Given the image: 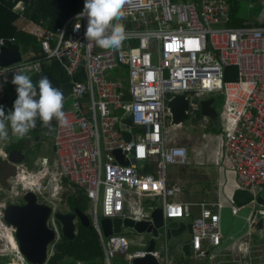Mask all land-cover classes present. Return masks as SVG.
<instances>
[{"label": "built area", "instance_id": "built-area-1", "mask_svg": "<svg viewBox=\"0 0 264 264\" xmlns=\"http://www.w3.org/2000/svg\"><path fill=\"white\" fill-rule=\"evenodd\" d=\"M12 9L22 16L24 4L18 1ZM82 11L55 29H43L41 21L34 25L30 33L38 41L40 57L0 67V106L6 92L4 77L27 66L31 77L40 72L37 62L59 63L60 72L72 85L66 98L70 104L63 108L67 124L55 121L51 126L53 139L47 143L53 153L51 163L47 157L35 159V168L23 161L12 163L14 174L6 178V187L0 182L7 198L30 191L38 202L50 206L47 227L55 239L48 245L45 264L64 237L54 212L60 206L70 210L63 197L66 190H80L86 196V213L98 235L104 264H132L147 255L157 264H172L170 250L162 243L157 247L149 240L133 250L137 241L128 240L122 231L104 237L99 225L101 217H119L145 221L151 227L149 215L156 208L162 210L163 223L190 220L188 247L194 261L254 264L255 258L264 255V246L255 247L251 240L258 235L264 241L257 228L264 209L250 210L245 218L247 229L220 250L224 207L220 201L179 200L181 188L172 182L169 167L189 166L191 160L187 148L171 139V130L182 124H173L168 101L183 95L188 102L187 118H192L204 94L222 95L215 164L232 171L236 188L254 198L264 187V26H231L226 0H126V15L120 22L128 38L113 50L85 38L87 17L79 15ZM7 41L15 43L13 38H0V48ZM230 67L236 68V79L225 81ZM80 76L84 79H77ZM207 123L204 116L192 127L205 129ZM33 135L22 139L27 150L44 144L41 136L32 139ZM8 147L0 140V160H6ZM6 201L0 197V209ZM229 210L232 216L238 213L231 200ZM0 231L11 236L1 210ZM12 251L9 256L23 264L17 248ZM254 252L261 255L252 256Z\"/></svg>", "mask_w": 264, "mask_h": 264}, {"label": "water", "instance_id": "water-1", "mask_svg": "<svg viewBox=\"0 0 264 264\" xmlns=\"http://www.w3.org/2000/svg\"><path fill=\"white\" fill-rule=\"evenodd\" d=\"M21 62V53L19 45L17 43L5 42V44L0 48V67H7ZM60 74V65L55 63L50 71L44 70L39 73L33 74V83L36 84L40 79L41 75H46L50 79L53 87L59 88L63 95L64 101L72 91V85L63 76L56 79V76ZM38 87V85H37ZM38 91V89H37ZM187 100L183 95H176L168 101V106L172 113L173 124H182L186 118ZM125 124L130 125V120L125 119L123 121ZM55 123V119L51 121L52 126ZM126 140L129 136L123 133ZM27 151V147L24 145V141L19 143L18 146L9 151L7 158L0 160V182L1 186L6 187V178L14 174V166L12 163H20L24 159V152ZM116 158L121 161L119 151L114 152ZM125 165L127 163H124ZM24 203L20 206H16L12 203L6 204L2 209L3 221L10 224L15 228L14 240L16 242V247L19 255L23 261L29 264H45L47 260V249L48 245L54 241L55 233L53 230L46 226V220L50 213V206L40 202H36V196L30 191H26L20 195ZM230 200L232 204L239 208L253 203L264 209V187L261 191L255 195H252L247 190L234 189ZM34 207L36 209L37 217L34 216L33 212H29V209ZM55 220L59 223L62 230V235L68 240H72L76 235V226L79 223L81 226H90L89 216L86 212L75 208L73 211H60L54 212ZM149 217L152 220V226L148 227V223L145 221L134 222L130 218H109L101 217L99 220V225L102 230L104 237L112 234H118L122 231V228L132 229L138 234L148 233L151 237L166 236L167 238H177L186 229L183 224L176 222H166L163 223L162 210L156 208L153 210ZM259 223L261 225V230L264 234V215L259 216ZM26 229H31L35 234L34 240H31L29 236H24L22 233ZM38 244H34V242ZM184 252L189 255L188 245L184 246ZM132 264H157L155 259L151 256H145L144 258L134 259Z\"/></svg>", "mask_w": 264, "mask_h": 264}, {"label": "rangeland", "instance_id": "rangeland-1", "mask_svg": "<svg viewBox=\"0 0 264 264\" xmlns=\"http://www.w3.org/2000/svg\"><path fill=\"white\" fill-rule=\"evenodd\" d=\"M176 1V0H172ZM226 2L229 5H232L236 9V13L238 17L241 18H247L248 14H254L255 17H261L262 12L264 9V4L260 2V0H226ZM258 14V16H257ZM24 61H26V55L22 56ZM43 69L50 70V63L49 62H41L39 63ZM27 68L30 69V66H27ZM18 69L12 70V72L4 77L5 83V96L3 98V104H5L9 111L13 109V102L17 98V93L14 92L10 87L9 80H12L13 74ZM57 78L59 76H56ZM209 94H204L202 97H206ZM70 104L69 100L64 101V108L67 107ZM1 106L4 108V106L1 104ZM41 126V121L38 119L36 122V127L33 128V132L31 130L27 133L28 135H41L40 140H43L44 144L41 145V147L36 148H29L27 151L24 152V159L23 163L26 166H29L31 168H35L33 163L35 159L40 157H47L48 163H51V160H53V153H51V149L49 147V143L51 139H53V127H51V131L48 129L44 130ZM205 133L210 134L209 130L200 129L197 131L196 129H192L188 122H184L182 127L175 128L171 130V139L174 142V144L185 146L189 151L188 157H193L194 152L197 149L199 138H201V134ZM24 137V136H23ZM23 137L15 135V137L12 134V130L10 127V124L8 125V138L6 140H1L2 144H14V146L22 142ZM48 143V144H47ZM189 157V159H190ZM191 160V159H190ZM192 162V160H191ZM196 167V168H195ZM37 168V167H36ZM182 168V169H181ZM218 172V187L215 186V177H216V171L215 168L212 167H199V166H193L189 165L186 166L183 170V167L178 166H170L169 167V174L171 178H175L177 182L180 183V185L184 188L186 191L185 198L191 201H201L209 197H214L215 190H216V196L218 195V200L222 204V206L230 205V197L231 194L236 188V181H235V175L232 171L226 170L224 167H217L216 168ZM196 183L195 184H193ZM234 187V188H233ZM70 194L69 190H66L65 193H63L64 199ZM5 196L7 201L13 202V203H19L22 201L20 196L7 198V192L3 193L0 191V197ZM184 198V199H185ZM89 203V202H88ZM100 206L98 205L97 211L100 216ZM224 207L221 211V225H220V234L224 239L230 237L232 234H235L239 231V233H243L247 226L245 224V218L248 216L250 210L252 209H259L257 205L255 204H247L245 206L238 208V214L233 218L230 215L229 208ZM60 211H68L67 207L60 206ZM241 212H246L248 214L242 215ZM239 215V216H238ZM245 216V217H244ZM241 217V218H240ZM187 222V220H185ZM122 233L125 235V237L130 241H137V248L133 247V250H139L141 244L149 242V240H153V242L156 243V246L159 247V245L164 242V238L162 236H159L157 238H152L150 234L143 233V234H137L132 229L128 228H122ZM188 238L187 235L183 234L180 237H177L176 239L172 238L170 241V244H173L175 242H183ZM2 239V238H1ZM14 240V239H13ZM252 245L255 247L258 246H264V241L261 239L258 235H253L252 238ZM12 247V244L10 243L11 240L7 241ZM6 242V243H7ZM15 242V240H14ZM2 243V247L6 252H11L8 245L5 244V242ZM7 243V244H8ZM16 244V242H15ZM255 250V249H254ZM13 252V251H12ZM254 255H261L259 252L252 253V256ZM5 262H8V264H19V261L15 257H7V258H0V264H3ZM254 264H264V255L262 258H255L252 261ZM21 263L26 264L25 261H22ZM104 264V263H103Z\"/></svg>", "mask_w": 264, "mask_h": 264}, {"label": "trees", "instance_id": "trees-1", "mask_svg": "<svg viewBox=\"0 0 264 264\" xmlns=\"http://www.w3.org/2000/svg\"><path fill=\"white\" fill-rule=\"evenodd\" d=\"M18 1H22L24 4L25 8L22 14L24 19L34 23L41 21L42 26L47 30L63 25L71 14L82 11L85 3V0H0V38H13L15 43L21 47L23 53H27L28 50L33 51L35 57L32 59L40 57L38 55V42L34 37L17 28L16 23L20 19V14L14 12L12 7ZM229 6L231 26H241L242 21L238 20L235 7ZM262 26H264V23ZM226 72L225 81L236 79V68L230 67ZM63 79H66L65 76ZM77 79L83 80L84 77L80 76ZM221 103L222 95L220 94L210 93L206 97L200 98L199 111L192 118L189 115L186 122L194 125L198 121H201L203 116H207L209 121L207 129L218 134L220 125L217 120ZM46 129L51 131V128L46 127ZM17 146V144L14 146L11 143L7 151L9 152ZM66 200L72 211L75 208L84 212L87 211L88 200L82 191L76 190L70 193L66 197ZM257 228L261 230L260 223H258ZM78 263L103 264V253L98 235L91 224L84 227L78 223L75 237L72 240L63 237L62 241L56 246L55 255L50 257L47 262V264Z\"/></svg>", "mask_w": 264, "mask_h": 264}, {"label": "clouds", "instance_id": "clouds-1", "mask_svg": "<svg viewBox=\"0 0 264 264\" xmlns=\"http://www.w3.org/2000/svg\"><path fill=\"white\" fill-rule=\"evenodd\" d=\"M125 3L126 0H85L79 14L87 17L85 38L103 49H119L128 38L125 26L120 22L126 15ZM79 28L80 24H77L75 29ZM28 71L31 69L17 70L13 74L11 83L16 85L17 92L13 109L6 114L0 106V140L8 138L9 124L13 134L20 137L35 128L38 119L48 128L52 126L53 119L60 125L67 124L62 91L53 87L46 75H41L34 84L26 74ZM36 71H39L38 67Z\"/></svg>", "mask_w": 264, "mask_h": 264}, {"label": "crops", "instance_id": "crops-1", "mask_svg": "<svg viewBox=\"0 0 264 264\" xmlns=\"http://www.w3.org/2000/svg\"><path fill=\"white\" fill-rule=\"evenodd\" d=\"M260 2H262L264 4V0H260ZM22 14H23V12H22ZM257 16H258V14H257ZM237 18H239L238 20L242 21V24L245 23V24H254L255 26H262V24L264 23V9H263V12H262V16L260 18L259 17H255L254 14H248V17L247 18H241V17H238V16H237ZM36 24L37 23H34V22H30V21L25 20L23 16H20V19L16 23L17 28L19 30H21V31H23V32H25V33H27V34H29L31 36H32V34L30 32L33 30V26L36 25ZM41 27L43 29H45L42 25H41ZM32 37H34V36H32ZM36 41H37V39H36ZM19 49H20V53H21V62L20 63L34 62L36 60V59H32L33 57H35V53L33 51L28 50L27 53H23L20 46H19ZM23 55H26V61H24V59L22 57ZM38 55H39V50H38ZM39 63H41V62H37V64L39 65L40 71L47 70V69H43V67ZM49 63H50L49 67H50V70H51V68H53V65L55 63L54 62H49ZM50 70H47V71H50ZM60 76H63V74L61 72L59 74V77ZM55 78L58 79L57 77H55ZM2 105L4 106V110H6V113H8L9 112V108L5 104H2ZM203 118H204V116H203ZM206 118H207V116H206ZM187 119L188 118H186V120L184 122H186ZM198 122H200V121H198ZM183 123H182V125H183ZM218 123H219V121H218ZM188 124H189V126L192 129H196L197 131L200 130V129H197V128L192 127V124H190V123H188ZM208 125H209V121L206 124V128L204 130H207V126ZM209 133L210 134H207L205 137H203L202 134H201V138H199V143H198L197 149L194 152V156L193 157H190L189 156L190 159L192 160V162H191L190 165L199 166V167H203V166L212 167L213 166L215 168V171H216V177L214 179H215V186L217 188L218 187V183H219V179H218L219 178L218 177V172L219 171L216 168L217 167L218 168L219 167H222V166H218V165L215 164L216 151L220 147V139H219L218 134L213 133L210 130H209ZM12 134H13V132H12ZM203 134H205V133H203ZM13 136L15 137L14 134H13ZM187 152L189 154V151H187ZM179 167H183V170H184L186 166H179ZM171 179H172V182H174V183H176V184H178L180 186V188H181V194H180L179 200L181 202H183V203H197V202H203V201H207V200L214 201V200H217L218 199V195L216 196V190H217L216 189L215 190L214 197H209V198H206V199L201 200V201H191V200H188V199L185 198V195L187 193L184 190V188L180 185V183L177 182V180L175 178H171ZM193 184L196 185V183H194V182H193ZM234 189H236V188H234ZM224 207H227L226 209L229 208L228 205H226ZM194 213H196V210H194ZM235 216H232V217L234 218ZM178 223L179 224H183L186 227L185 231L181 235L185 234V235L188 236V238L185 241H183V242H180V243L179 242H175L173 244H170V241H171L172 238L169 239L166 236H164L163 237L164 238V242H162L163 246H166L170 250V252H169V258L171 259L172 264H215L214 261H208L207 259L204 260L203 262H201V261L200 262H197V261H194L193 259H191L189 257V255H186L185 254V252H184V246L185 245H188L189 239H190V220H187V222L184 220L183 222H178ZM240 235H241V233H239V231H238L237 233L232 234L230 237H228L226 239H224V237H223L219 249L220 250H225L226 247L229 245V239H235V238L239 237ZM180 236H178V237H180ZM157 237H159V236H157ZM157 237H152V238H157ZM174 239H176V238H174ZM160 245H159V247H160ZM135 247L137 248V246H135ZM159 249H161V248H159Z\"/></svg>", "mask_w": 264, "mask_h": 264}, {"label": "flooded vegetation", "instance_id": "flooded-vegetation-1", "mask_svg": "<svg viewBox=\"0 0 264 264\" xmlns=\"http://www.w3.org/2000/svg\"><path fill=\"white\" fill-rule=\"evenodd\" d=\"M64 77V76H63ZM41 124H42V122H41ZM43 125V124H42ZM44 130H46V127H44V126H41ZM51 128V127H50ZM31 132L32 133H34L33 132V129H31ZM38 136H41V135H33V137H32V139L33 138H36V137H38ZM38 204L40 203V202H38V201H36ZM8 203H12V204H14V205H16V206H20V205H22L23 203H24V201H21V202H19V203H13V202H10V201H6L5 203H4V205L1 207V213H2V209H3V207L6 205V204H8ZM70 211H72L71 209H70ZM29 212H33L34 213V216L35 217H37V212H36V209L34 208V207H31V209H29ZM2 222H3V224L4 225H6L8 228H11V236L10 235H8V234H5V235H3V231H0V236L3 238V240H4V242H5V244L6 245H8L9 247H10V245H9V243L7 242L8 240H11V244H12V247H10V250L12 249H15V248H17L16 247V244H15V242H14V238H13V236H14V231H15V228L14 227H12L10 224H7V223H5L4 221H3V218H2ZM46 226H47V220H46ZM34 231V230H33ZM33 231L31 230V229H26V230H24L23 232H20V233H22L24 236H29V237H31L30 239L31 240H34L35 238H37V237H35V234L33 233ZM8 244H7V243ZM34 244H38L36 241L34 242ZM2 243H0V250H1V252H0V258H7V257H9V254H12L13 252H6L4 249H3V247H2ZM18 251V250H17ZM4 264H8V262H6V263H4ZM13 264H16V263H14L13 262Z\"/></svg>", "mask_w": 264, "mask_h": 264}, {"label": "bare ground", "instance_id": "bare-ground-1", "mask_svg": "<svg viewBox=\"0 0 264 264\" xmlns=\"http://www.w3.org/2000/svg\"><path fill=\"white\" fill-rule=\"evenodd\" d=\"M242 213V215H246V214H248V213H246V212H241ZM246 213V214H245ZM239 216V215H238ZM245 217V216H244ZM241 218V217H240Z\"/></svg>", "mask_w": 264, "mask_h": 264}]
</instances>
